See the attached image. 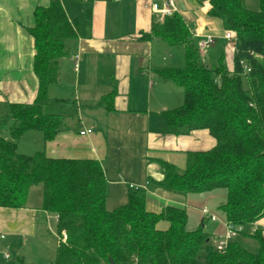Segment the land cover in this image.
I'll return each mask as SVG.
<instances>
[{
    "label": "trees",
    "instance_id": "1",
    "mask_svg": "<svg viewBox=\"0 0 264 264\" xmlns=\"http://www.w3.org/2000/svg\"><path fill=\"white\" fill-rule=\"evenodd\" d=\"M253 11L243 0H210L208 14L222 20L236 34L235 70L222 60L206 65L186 19L179 13L153 24L146 38H158L185 50L183 67H156L163 79L184 89L181 105L164 111L160 131L185 134L208 130L215 144L187 153L186 168L160 160L161 186L183 193L225 189L221 206L226 220L238 234L255 238L259 251L246 248L238 237L224 250H206L209 234L204 228H187L186 208L169 205L162 211L147 207V193L132 189L128 203L107 207V179L96 158L49 155L45 150L27 155L18 143L29 130L43 132L45 143L57 135L61 117L47 112L49 88L61 74L67 42L77 36L60 0L38 7L35 24L33 69L39 79L31 103H12L0 128V205L22 207L33 184L43 185V208L57 216L58 238L52 264H264V0ZM253 53V54H252ZM244 60L251 71L244 72ZM115 91L100 100L113 109ZM10 121V122H9Z\"/></svg>",
    "mask_w": 264,
    "mask_h": 264
},
{
    "label": "crops",
    "instance_id": "2",
    "mask_svg": "<svg viewBox=\"0 0 264 264\" xmlns=\"http://www.w3.org/2000/svg\"><path fill=\"white\" fill-rule=\"evenodd\" d=\"M51 1L0 0V122L12 103H31L36 97L39 79L33 69L35 48L29 28L35 24V10ZM60 1L78 25L77 36L67 42L60 79L50 86L46 105L47 112L59 115L62 122L48 143L39 130L25 132L19 152L31 155L45 150L56 157L96 158L105 171L109 210L127 204L132 189H143L150 210L160 212L169 205L186 208L187 228H204L209 241L215 239L217 244L227 233L225 212H218L223 210L226 190L183 193L160 184L164 178L160 160L183 172L189 151L215 144L208 130L178 135L160 131L163 112L184 101L183 87L154 71L162 66L183 67L184 48L144 37L164 18L152 4L164 0ZM173 1L197 44L214 38L200 49L202 61L215 66L222 60L228 71H234L236 43L226 38L222 20L208 14L210 0ZM243 1L247 7H257L254 0ZM76 53L80 54L77 69ZM112 91L113 109H107L100 100ZM4 127L0 134L7 137ZM84 129L93 131L83 135ZM204 208L217 219L204 213ZM57 223L56 214L43 208L40 183L30 187L22 207L0 205V264H43L44 257L53 262ZM257 225L264 227V218Z\"/></svg>",
    "mask_w": 264,
    "mask_h": 264
},
{
    "label": "built area",
    "instance_id": "3",
    "mask_svg": "<svg viewBox=\"0 0 264 264\" xmlns=\"http://www.w3.org/2000/svg\"><path fill=\"white\" fill-rule=\"evenodd\" d=\"M152 9L155 12H160L163 16L172 15L175 12H177V7L174 4L173 0H164L162 3H153ZM225 36L230 41L235 42V40H236V34L232 30H226ZM213 41H214V38L212 36H209L205 40H201L198 44V47H199V49L203 50L206 46H208ZM74 59H75V66L77 69L79 66L80 54L76 53L74 55ZM241 64L243 65V69H244L245 73H248L251 71V67L244 60L241 61ZM92 131H93L92 129H84L80 133L84 135V134H89ZM203 211H204V213L209 214L212 219H214V220L217 219V217L215 215L211 214L206 208H204ZM56 219H57V216H56ZM237 234H238V231L235 230L234 227L228 223L227 224V233L224 236V238L219 240L216 247L219 250H224V248L227 246L229 241L232 238H234L235 236H237ZM58 238L62 241L66 240L67 239V233L63 232L61 235L58 234ZM6 257H10V253H6Z\"/></svg>",
    "mask_w": 264,
    "mask_h": 264
},
{
    "label": "rangeland",
    "instance_id": "4",
    "mask_svg": "<svg viewBox=\"0 0 264 264\" xmlns=\"http://www.w3.org/2000/svg\"><path fill=\"white\" fill-rule=\"evenodd\" d=\"M250 1H251V0H250ZM255 3H257V7L254 8V9L251 8L250 5H248V7H249L250 9H252L253 11H257V10L260 9V1H259V0H254V4H255ZM201 53H202V51H200V56H201ZM209 65L211 66L212 64H209ZM215 65H216V63H215ZM211 67H212V66H211ZM4 128H5V130H6V129L8 128V124H7V126H5ZM6 136L9 137V132H8V134H7ZM217 210H219V208H218ZM218 212H219V213H220V212L224 213L223 210H220V211H218ZM238 238H239L240 242H241L246 248H248L250 251L255 252V253L259 251V243H258V241H257L255 238L250 237V236H245V235H243V234H239ZM214 241H215V239H213L212 241H209V242L207 243V245H206V250H207V251H209L210 249L216 247L217 244H215ZM42 261H43V264H52V259H50V257H49V258L44 257Z\"/></svg>",
    "mask_w": 264,
    "mask_h": 264
}]
</instances>
